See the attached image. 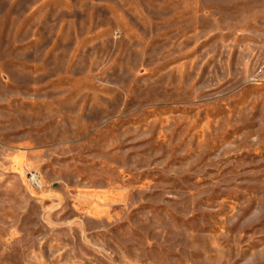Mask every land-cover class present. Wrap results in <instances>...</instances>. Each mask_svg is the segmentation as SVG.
<instances>
[{
  "label": "rangeland",
  "instance_id": "374dc122",
  "mask_svg": "<svg viewBox=\"0 0 264 264\" xmlns=\"http://www.w3.org/2000/svg\"><path fill=\"white\" fill-rule=\"evenodd\" d=\"M263 64L264 0H0V264H264Z\"/></svg>",
  "mask_w": 264,
  "mask_h": 264
},
{
  "label": "built area",
  "instance_id": "2783aa9c",
  "mask_svg": "<svg viewBox=\"0 0 264 264\" xmlns=\"http://www.w3.org/2000/svg\"><path fill=\"white\" fill-rule=\"evenodd\" d=\"M263 70H264V64H263ZM30 180L35 184V185H39L40 184V181H39V179L37 178V176L36 175H31L30 176Z\"/></svg>",
  "mask_w": 264,
  "mask_h": 264
}]
</instances>
